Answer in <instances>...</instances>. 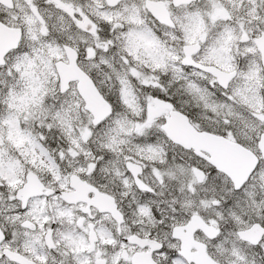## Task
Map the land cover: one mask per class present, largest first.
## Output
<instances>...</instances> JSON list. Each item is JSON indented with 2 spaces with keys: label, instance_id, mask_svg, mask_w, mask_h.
Listing matches in <instances>:
<instances>
[{
  "label": "snow or ice",
  "instance_id": "obj_1",
  "mask_svg": "<svg viewBox=\"0 0 264 264\" xmlns=\"http://www.w3.org/2000/svg\"><path fill=\"white\" fill-rule=\"evenodd\" d=\"M0 264H264V0H0Z\"/></svg>",
  "mask_w": 264,
  "mask_h": 264
}]
</instances>
